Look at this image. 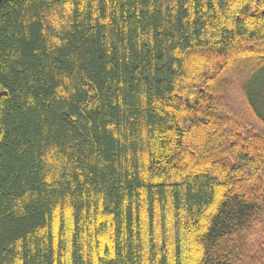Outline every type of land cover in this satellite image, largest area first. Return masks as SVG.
Returning a JSON list of instances; mask_svg holds the SVG:
<instances>
[{
	"label": "trees",
	"instance_id": "16d2710c",
	"mask_svg": "<svg viewBox=\"0 0 264 264\" xmlns=\"http://www.w3.org/2000/svg\"><path fill=\"white\" fill-rule=\"evenodd\" d=\"M263 73L264 0H0V264H264Z\"/></svg>",
	"mask_w": 264,
	"mask_h": 264
},
{
	"label": "rangeland",
	"instance_id": "374dc122",
	"mask_svg": "<svg viewBox=\"0 0 264 264\" xmlns=\"http://www.w3.org/2000/svg\"><path fill=\"white\" fill-rule=\"evenodd\" d=\"M256 86H257V88H256V95H257V98H259L258 103L260 104V106L262 107V110L264 112V73L261 76V78H260V80H259V82L257 83ZM236 94L238 95V91H236V93H232L227 98V100H228V102H229V104L231 106L234 105V104H236V107H240L239 97Z\"/></svg>",
	"mask_w": 264,
	"mask_h": 264
}]
</instances>
